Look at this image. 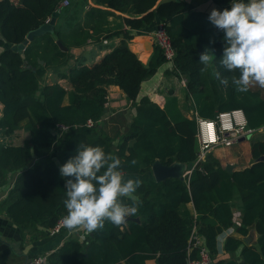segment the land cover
Instances as JSON below:
<instances>
[{
    "label": "trees",
    "instance_id": "1",
    "mask_svg": "<svg viewBox=\"0 0 264 264\" xmlns=\"http://www.w3.org/2000/svg\"><path fill=\"white\" fill-rule=\"evenodd\" d=\"M62 1L0 0V133L10 136L25 121L29 134L21 146L0 143V188L7 183L8 174L18 172L2 207L18 227L22 240L47 237L57 220L67 214L63 204L65 179L59 174V166L75 155L81 141L118 156L127 175L151 173L156 161L163 166L196 163V121L183 117L173 120L166 109L148 97L135 105V117L124 133L110 137L98 124L105 112L109 85L117 86L127 100L135 102L141 83L166 63L156 45L146 64L138 60L128 47L134 31L155 21L161 23L175 53L171 72L184 77L190 95L204 99L210 91L209 74L201 71L204 65L199 56L210 46L215 50V80L223 87L220 79L229 78L225 92L231 107L225 109H242L249 128L264 124V100L258 92L243 93V102H236L240 93L230 77H238L239 71L228 72L219 62L224 33L214 27L211 39L215 43L210 44V40L186 28V15H195L182 2L69 0L68 6L60 8ZM55 13L52 34L33 38L22 52L11 50ZM202 18L209 22L208 16ZM115 39H119L118 44L96 63H69L73 58L70 48L84 46L88 40L100 46L102 41ZM57 40L65 51L60 50ZM50 69L57 80L45 83V73ZM58 80L70 87L65 88ZM204 108L212 106L205 104ZM88 121L92 127L87 126ZM59 125L67 129L60 131ZM251 156L254 162L250 167L232 173L208 154L183 180L142 182L135 194L142 202L136 216L120 227L106 222L104 229L90 233L87 241L65 242L47 256L46 264H145L148 260L188 264L197 258L198 249L191 240L194 234L215 259L217 236L233 225L230 202L235 197L243 205L236 232L243 237L253 227L256 246L228 237L225 252L242 247L241 260H220L216 264H264V161L258 160L264 157V141L251 143ZM133 159L138 161L135 166L131 165ZM124 200L131 203L128 198ZM187 204H191L192 213Z\"/></svg>",
    "mask_w": 264,
    "mask_h": 264
},
{
    "label": "crops",
    "instance_id": "2",
    "mask_svg": "<svg viewBox=\"0 0 264 264\" xmlns=\"http://www.w3.org/2000/svg\"><path fill=\"white\" fill-rule=\"evenodd\" d=\"M182 2L195 16L186 15L184 25L188 29L194 30L197 34H200L208 41L214 35V26L210 22H206L204 18L200 19L202 15L209 16L211 10L216 8L223 10L229 8L231 2L227 4H217L213 0H177ZM247 3V0H244ZM201 16V17H200ZM200 17V18H199ZM57 18V17H56ZM56 24V19H55ZM159 22L155 21L151 25L133 32V38L128 42L129 49L137 56L143 64H146L152 54L153 32ZM55 26V25H54ZM119 39L114 41H102L100 46H97L95 42L87 41V44L78 48H70L69 53L73 57L69 63H74L76 60L84 65H91L96 63L103 55L110 52L112 47L116 46ZM210 48V46H208ZM204 50L202 51V53ZM172 67L163 64L158 68L157 72L149 79L143 81L140 86L139 94L135 102L127 100L125 94L114 85H109L106 88V106L105 112L99 121V126L110 137H116L117 134L124 133L129 127L131 121L135 117V105L143 97H148L150 101L158 105L160 108L167 110L169 117L173 120L183 117L186 119H194L196 117L203 119H214L218 112H227L233 110H242L240 108H233L228 110L225 108L231 107L228 94L225 92L227 86L221 87L215 80L216 69L212 63L207 67V73L209 74V81L207 85L208 98L204 99L203 96H193L187 92L185 79L183 76H177L171 72ZM56 79V73L50 69L46 71L44 76L45 83H51ZM58 82L65 88H69V84L64 80H58ZM231 85V84H230ZM213 89H222V93L216 94ZM250 92H258L260 98L264 100V88L258 84L253 83L249 86ZM240 96L236 102H243V93L239 92ZM205 104L211 105L212 108H204ZM0 111L2 112V105H0ZM1 117V113H0ZM255 120V119H252ZM196 121V120H195ZM26 122H22L19 128L24 133H27L26 138L22 140L20 144H7L8 137H12L16 131L10 136H2L0 133V143L5 145L21 146L23 145L29 134L25 131ZM254 133L247 138H241L238 142L234 143L231 147H215L209 153L212 155L220 165L225 168L226 165H233L234 168L231 172H236L248 168L254 162L251 156V143L254 141H264V124L255 126ZM185 169L181 176L183 179L188 177L190 171L186 169L188 164H184ZM18 172L10 173L7 176V183L0 188V264H23L34 256L49 255L60 248L65 242L75 240L79 242L87 241L90 236L85 229L79 228L78 230L69 231L67 228L61 230L55 234H49L47 237L30 241L28 238L21 239V234L18 227L10 221L5 215L2 202L6 198L8 190L12 187V184L17 176ZM126 179L139 178L142 182L154 180L151 173L144 175H127ZM232 212L233 225L225 229L221 234L217 236L216 248L217 255L215 261H227L233 260L239 262L240 247L235 252H225L224 245L228 237H237L243 240V245L256 246L257 234L253 227L248 228L246 236H239L236 232V227L239 224V220L243 214V205L241 201L235 197L230 202ZM186 208L192 213L191 204H187ZM193 216L195 214L193 213ZM248 239V242H244ZM145 264H155L154 260H148Z\"/></svg>",
    "mask_w": 264,
    "mask_h": 264
},
{
    "label": "clouds",
    "instance_id": "3",
    "mask_svg": "<svg viewBox=\"0 0 264 264\" xmlns=\"http://www.w3.org/2000/svg\"><path fill=\"white\" fill-rule=\"evenodd\" d=\"M208 20L224 33L221 66L228 72L239 71L238 77H230L236 91L246 93L253 83L264 88V0H231L229 8H213ZM214 51L206 47L200 54L202 72L215 58ZM220 83L227 86L229 78H221ZM137 163L131 161L132 166ZM59 174L66 189L63 204L67 214L62 223L70 232L79 228L88 233L102 231L106 222L120 227L138 214L142 202L135 194L142 181L126 179L121 159L103 147L81 141L75 155L59 166Z\"/></svg>",
    "mask_w": 264,
    "mask_h": 264
},
{
    "label": "built area",
    "instance_id": "4",
    "mask_svg": "<svg viewBox=\"0 0 264 264\" xmlns=\"http://www.w3.org/2000/svg\"><path fill=\"white\" fill-rule=\"evenodd\" d=\"M69 5V0H63L60 8ZM49 20L46 21V23ZM153 43L158 46L166 64L172 67V60L175 56L171 41L166 34L164 26L159 23L153 32ZM106 106V103H105ZM196 142L198 147L196 162L202 161L215 147H231L241 138L251 136L255 129L249 128L245 116L241 110H233L227 112H218L214 119H203L196 117ZM87 126L92 127L91 121L87 122ZM60 131H65L67 127L59 125ZM61 216L55 226L50 229V234H55L65 229ZM193 246L198 249L197 258L191 260L188 264H216L217 262L210 256L209 251L204 246L202 240L195 234L191 237ZM47 255L34 256L23 264H46Z\"/></svg>",
    "mask_w": 264,
    "mask_h": 264
},
{
    "label": "water",
    "instance_id": "5",
    "mask_svg": "<svg viewBox=\"0 0 264 264\" xmlns=\"http://www.w3.org/2000/svg\"><path fill=\"white\" fill-rule=\"evenodd\" d=\"M58 13H55L51 19H49V21L47 23H45L44 25L40 26L39 28L30 31L25 40L16 45L11 47V50L16 51V52H22L24 50V48L27 46V44L33 40V38L35 37H39L42 36L46 33H50L52 34L54 31V25H55V19L57 17ZM56 44L59 46L60 50L65 51L66 48L62 46L61 42L59 40L56 41ZM259 161H264V157H260L258 159ZM201 162H196L195 164H188L186 166V169H188L189 171H191L192 169L195 168H199L200 167ZM184 164H179V163H173L169 166H163L161 165L158 161H156L152 167H151V174L153 176L154 181L156 182H160L162 180L168 179V178H179L180 180H183V176L182 173L184 171ZM234 166L233 165H226L225 166V170L228 173H232L231 171L233 170ZM131 218H128V220H130ZM135 221H138V219H134ZM248 239H245L244 242H248Z\"/></svg>",
    "mask_w": 264,
    "mask_h": 264
},
{
    "label": "rangeland",
    "instance_id": "6",
    "mask_svg": "<svg viewBox=\"0 0 264 264\" xmlns=\"http://www.w3.org/2000/svg\"><path fill=\"white\" fill-rule=\"evenodd\" d=\"M2 50H3V48L1 47L0 48V52ZM106 102H107V100H106ZM0 113H1V111H0ZM26 135H27V133H24L21 130V128H19L18 131H16L12 137H8V139L7 140H4V141H6L7 144H16L17 145V144H20L22 142V140H24L26 138L25 137ZM249 137L250 136H248L247 138H249Z\"/></svg>",
    "mask_w": 264,
    "mask_h": 264
}]
</instances>
